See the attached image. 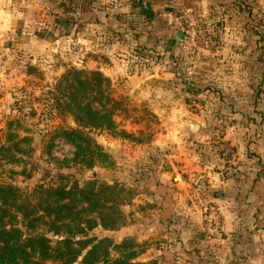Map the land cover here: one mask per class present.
I'll use <instances>...</instances> for the list:
<instances>
[{"label": "rangeland", "instance_id": "1", "mask_svg": "<svg viewBox=\"0 0 264 264\" xmlns=\"http://www.w3.org/2000/svg\"><path fill=\"white\" fill-rule=\"evenodd\" d=\"M42 4L45 16L42 6L25 7L30 16L0 45V226L13 225L24 237L41 232L55 242L62 236L49 229L40 190L88 188L91 210L76 201L78 195L68 199L81 219L99 216L97 198L106 200L104 227L86 230L99 254L137 264H197L195 249L186 259L181 246L169 248L164 224L153 226V179L165 154L200 130L213 147L227 127L244 131L246 120L264 119V0ZM70 20L72 42L63 36L49 42ZM75 72L106 80L82 76L87 88L80 91ZM76 102L78 114L89 110L109 118L83 125L75 118ZM218 102L225 106L220 109ZM235 103L244 120L231 123L223 115ZM188 124L201 128L191 131ZM211 151L202 155L206 161ZM214 171L216 166L188 173L192 200L197 185ZM174 184L180 195L183 188ZM208 210L211 217L203 222L218 227V215ZM207 233H216L213 226Z\"/></svg>", "mask_w": 264, "mask_h": 264}, {"label": "crops", "instance_id": "2", "mask_svg": "<svg viewBox=\"0 0 264 264\" xmlns=\"http://www.w3.org/2000/svg\"><path fill=\"white\" fill-rule=\"evenodd\" d=\"M45 1L48 0H0V45L5 47L15 27L30 16L31 11L25 7L42 6L45 16L46 7L42 4ZM89 7L92 10L93 4ZM68 25V33L61 35L58 27L49 42L62 36L72 42L75 24L70 20ZM218 105L220 109L225 106L224 102ZM233 106L235 109L229 116L223 115V119L229 118L231 123L244 120L237 104ZM256 106L257 103L254 110ZM203 115L199 113L198 117ZM243 128L244 131L237 125L227 127L217 136L219 142L213 147L209 135L200 130L191 141L183 140L181 147H172L165 154L161 173L153 179V215L157 219L154 223L158 222L153 226L163 228L164 224L169 248L181 246L186 250L183 253L186 259L195 249L197 264H264V119L246 120ZM195 141L200 143L198 149ZM209 149L211 158L206 161L205 150L210 152ZM204 153L207 156H202ZM211 166H216L217 171L197 185L194 191L197 199L192 200L193 186L188 173L208 172ZM176 169L181 170V175L173 176ZM173 182L183 188L180 195L171 188ZM207 209L218 215V227L203 222L211 217ZM212 226L216 233H207Z\"/></svg>", "mask_w": 264, "mask_h": 264}, {"label": "trees", "instance_id": "3", "mask_svg": "<svg viewBox=\"0 0 264 264\" xmlns=\"http://www.w3.org/2000/svg\"><path fill=\"white\" fill-rule=\"evenodd\" d=\"M58 31L61 35L68 33L69 25L61 26ZM50 38L49 36L48 39ZM86 75L99 78L97 80H106L95 72H75V76L73 77L75 79V88L80 91L87 88L86 80L81 79L82 76ZM97 80L96 82L98 83ZM78 104L79 102L73 104V108L77 111L75 118L83 125L88 126L94 122H101L103 120L105 123V120L109 118V114L91 113L89 110L78 114L81 112V107ZM40 192L45 196V206H42L41 209H43L45 217L50 218L49 229L53 231V235H61L62 238L51 242L41 232L36 234L28 233L24 237L23 233L19 229L14 228L13 225L8 228L2 225L0 226V264H137L127 261L123 257L109 258L106 252L99 254L101 250L99 249L98 242L90 245L94 240L87 237L86 230L93 228L97 224L104 227L101 217L103 206L107 207L106 200L97 198L96 205H98V209L96 210H99V216L81 219L77 217V213L72 212V200L68 199V196L70 194H74V196L78 195L80 199L78 198L76 201L86 205L89 211L93 207L92 198L94 197L90 189H78L76 186L67 189L49 187L48 190L43 188ZM54 195L56 198L54 201H51ZM80 220L85 224L84 227L78 223ZM75 221L76 224L73 227L72 225ZM56 223H60L61 225L58 226ZM80 256L81 259L77 262Z\"/></svg>", "mask_w": 264, "mask_h": 264}, {"label": "water", "instance_id": "4", "mask_svg": "<svg viewBox=\"0 0 264 264\" xmlns=\"http://www.w3.org/2000/svg\"><path fill=\"white\" fill-rule=\"evenodd\" d=\"M190 129H191L192 131L196 130V129H197V125H196V124H191V125H190Z\"/></svg>", "mask_w": 264, "mask_h": 264}]
</instances>
